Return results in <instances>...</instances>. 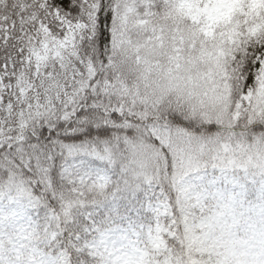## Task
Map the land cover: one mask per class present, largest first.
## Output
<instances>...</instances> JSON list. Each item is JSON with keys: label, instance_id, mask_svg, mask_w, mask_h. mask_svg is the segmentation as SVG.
I'll list each match as a JSON object with an SVG mask.
<instances>
[{"label": "snow or ice", "instance_id": "obj_1", "mask_svg": "<svg viewBox=\"0 0 264 264\" xmlns=\"http://www.w3.org/2000/svg\"><path fill=\"white\" fill-rule=\"evenodd\" d=\"M0 264H264V0H0Z\"/></svg>", "mask_w": 264, "mask_h": 264}]
</instances>
